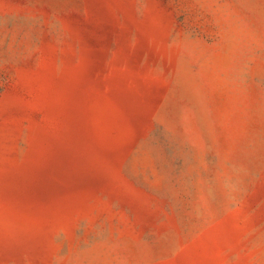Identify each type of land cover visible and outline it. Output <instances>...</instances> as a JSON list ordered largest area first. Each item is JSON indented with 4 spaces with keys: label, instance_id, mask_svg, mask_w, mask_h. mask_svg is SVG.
<instances>
[{
    "label": "rangeland",
    "instance_id": "1",
    "mask_svg": "<svg viewBox=\"0 0 264 264\" xmlns=\"http://www.w3.org/2000/svg\"><path fill=\"white\" fill-rule=\"evenodd\" d=\"M0 264H264V0H0Z\"/></svg>",
    "mask_w": 264,
    "mask_h": 264
}]
</instances>
